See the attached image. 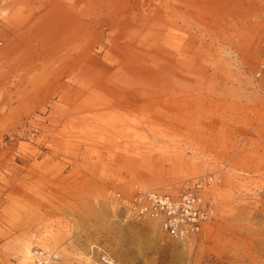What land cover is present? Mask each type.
Instances as JSON below:
<instances>
[{
    "label": "rangeland",
    "instance_id": "obj_1",
    "mask_svg": "<svg viewBox=\"0 0 264 264\" xmlns=\"http://www.w3.org/2000/svg\"><path fill=\"white\" fill-rule=\"evenodd\" d=\"M263 60L264 0H0V264H264ZM210 176L187 242L117 197Z\"/></svg>",
    "mask_w": 264,
    "mask_h": 264
},
{
    "label": "built area",
    "instance_id": "obj_2",
    "mask_svg": "<svg viewBox=\"0 0 264 264\" xmlns=\"http://www.w3.org/2000/svg\"><path fill=\"white\" fill-rule=\"evenodd\" d=\"M260 64L263 68L264 60ZM219 182V178L210 176L176 193L133 184L128 195L119 193L117 197L131 217L154 218L168 237L178 242H187L196 238L215 217L213 196L207 189ZM100 256L104 263H113L106 252L102 251ZM60 263V255L49 248L35 250L30 260V264Z\"/></svg>",
    "mask_w": 264,
    "mask_h": 264
}]
</instances>
